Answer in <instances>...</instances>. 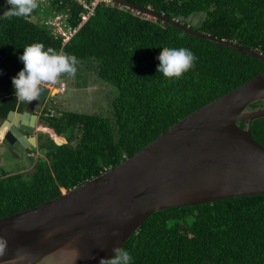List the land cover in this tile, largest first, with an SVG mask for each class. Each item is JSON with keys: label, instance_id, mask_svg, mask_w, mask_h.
Segmentation results:
<instances>
[{"label": "trees", "instance_id": "1", "mask_svg": "<svg viewBox=\"0 0 264 264\" xmlns=\"http://www.w3.org/2000/svg\"><path fill=\"white\" fill-rule=\"evenodd\" d=\"M126 1L264 55V0ZM5 4L0 0L1 125L11 111L26 110V101L15 98L11 79L24 67L18 57L32 43L74 55L78 62H94L99 78L118 93L107 116L59 111L58 116L45 110L38 124L39 147L30 153L33 172H4L0 178V219L116 168L174 124L264 71V63L249 55L116 3L100 2L66 46L30 17L41 10L46 16L63 14L78 27L85 10L77 0H54L21 18L4 15ZM168 47L188 48L196 57L178 79L156 72L158 57ZM261 107L264 102L250 109ZM252 135L264 146V118L253 123ZM122 250L130 253L131 264H264V195L155 212Z\"/></svg>", "mask_w": 264, "mask_h": 264}, {"label": "water", "instance_id": "2", "mask_svg": "<svg viewBox=\"0 0 264 264\" xmlns=\"http://www.w3.org/2000/svg\"><path fill=\"white\" fill-rule=\"evenodd\" d=\"M109 1L264 63L258 51L197 32L150 8ZM41 87L24 112L11 111L0 126L10 145L18 143L28 154L39 147L36 110L49 103V92ZM257 102H264V71L174 124L116 168L0 219V264H102L155 212L264 195V146L252 135L264 108L250 109Z\"/></svg>", "mask_w": 264, "mask_h": 264}, {"label": "clouds", "instance_id": "3", "mask_svg": "<svg viewBox=\"0 0 264 264\" xmlns=\"http://www.w3.org/2000/svg\"><path fill=\"white\" fill-rule=\"evenodd\" d=\"M6 3L9 8L4 15L8 17H26L37 7L36 0H6ZM34 17L38 21L42 19L39 13ZM19 59L24 67L12 77L11 83L15 98L21 102L36 100L43 91L41 86H46L44 83L55 84L62 74L74 78L77 72L76 56L58 52L52 48L45 49L41 43L25 46ZM195 60L194 53L188 48H164L158 57L159 67L156 72L168 79H178L194 66ZM0 75H3V70H0ZM131 261L132 257L128 251L117 250L114 258L102 264H131Z\"/></svg>", "mask_w": 264, "mask_h": 264}, {"label": "rangeland", "instance_id": "4", "mask_svg": "<svg viewBox=\"0 0 264 264\" xmlns=\"http://www.w3.org/2000/svg\"><path fill=\"white\" fill-rule=\"evenodd\" d=\"M93 70L97 72V65L91 61L86 67L77 65L75 77L67 78L68 92L65 97L70 100L71 112L107 116L112 109V102L118 91L99 78L98 73H93ZM63 76L66 77L65 74ZM56 93L57 90H54V94ZM59 99L60 97L51 100L61 103ZM54 114L58 115L55 112ZM4 136L5 132L0 131V142ZM32 156L26 152L23 156H18L16 153L9 151L5 143L0 144V178L4 172L10 174L32 173L35 163Z\"/></svg>", "mask_w": 264, "mask_h": 264}, {"label": "built area", "instance_id": "5", "mask_svg": "<svg viewBox=\"0 0 264 264\" xmlns=\"http://www.w3.org/2000/svg\"><path fill=\"white\" fill-rule=\"evenodd\" d=\"M54 0H36L37 7L36 8H42L45 5H48ZM84 8L85 12L81 14V23L78 27H71L67 20L68 17L63 14H53L50 16L44 15L43 11H40L41 16V23L47 27L50 31H52V34L56 38H61L63 40V46H66L70 41L73 39V37L80 31V29L89 21L90 18H92L95 15V11L97 6L100 4V2L104 1L107 3H110L109 0H93L91 4H87L83 2L82 0H77ZM6 8L9 6L7 3L5 4ZM43 9V8H42ZM31 21L37 22L38 20L33 16V14L30 17ZM48 92L53 93L54 89L56 88L55 84L46 85ZM62 92L66 91V86L63 85V87L60 89ZM44 107H42V110L40 114L44 113Z\"/></svg>", "mask_w": 264, "mask_h": 264}, {"label": "crops", "instance_id": "6", "mask_svg": "<svg viewBox=\"0 0 264 264\" xmlns=\"http://www.w3.org/2000/svg\"><path fill=\"white\" fill-rule=\"evenodd\" d=\"M89 63H90V61H87V62L81 61V62H78L77 65H79L81 67L82 66L83 67H86V65H89ZM93 73L97 74L96 70L95 71L93 70ZM67 78H68L67 76L65 77V76H63V74L61 75L60 79L57 81V83H55L56 88L54 90H57V93L54 94V91H53V93H49V95H48L49 96V103L47 104V106H44V104H42V106H40L39 108H37L36 113L41 112L42 107H44L45 110L51 108V110H55L54 111L55 113H57L58 111L59 112H71V110H70L71 109L70 100L65 97V95L68 92ZM63 85L66 86V91L65 92H62L60 90L63 87ZM59 97H60L59 100L61 101V103H56L55 101H52L51 100L52 98L55 99V98H59ZM26 105H27V103H26ZM45 110H44V112H45Z\"/></svg>", "mask_w": 264, "mask_h": 264}, {"label": "flooded vegetation", "instance_id": "7", "mask_svg": "<svg viewBox=\"0 0 264 264\" xmlns=\"http://www.w3.org/2000/svg\"><path fill=\"white\" fill-rule=\"evenodd\" d=\"M6 135V134H5ZM37 135H38V140H39V129H38V132H37ZM5 143L6 144V147L9 151H12L14 153H16L18 155L19 152H22L24 153V149L18 144L16 143L14 146H11L5 139V136L4 138L1 140L0 144H3ZM32 151V150H31ZM24 155V154H23Z\"/></svg>", "mask_w": 264, "mask_h": 264}]
</instances>
